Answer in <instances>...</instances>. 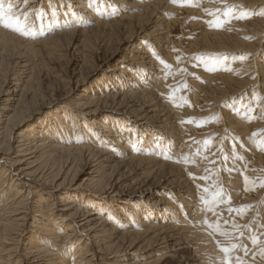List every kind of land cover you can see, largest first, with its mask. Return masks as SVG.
<instances>
[{"label":"bare ground","instance_id":"1","mask_svg":"<svg viewBox=\"0 0 264 264\" xmlns=\"http://www.w3.org/2000/svg\"><path fill=\"white\" fill-rule=\"evenodd\" d=\"M49 1L28 8L27 0H3L0 264H215L200 229L202 201L177 161L186 133L161 99V77H142L155 62L154 48L143 44L166 52L157 6ZM263 27L259 21L249 32ZM223 37L215 36L219 48L240 45ZM67 54L74 59L68 89L41 87L39 57ZM238 82L227 80L226 89L245 87Z\"/></svg>","mask_w":264,"mask_h":264},{"label":"rangeland","instance_id":"2","mask_svg":"<svg viewBox=\"0 0 264 264\" xmlns=\"http://www.w3.org/2000/svg\"><path fill=\"white\" fill-rule=\"evenodd\" d=\"M30 2L27 0L26 7H31ZM160 2L147 0L144 10L157 6L154 17L162 27L159 35L165 38L162 47L166 52L157 51L158 44L154 42L143 44V48L150 45L154 48L151 54L155 62L153 72L143 71L142 77L145 80L148 76L161 77L164 88L161 99L177 114L178 123L188 137L183 151L185 147L186 150L177 161L179 165L183 163L184 170L190 169L186 178L202 201L200 229L205 227L214 254L218 255L215 264H225L226 260L230 264H264V27L257 36L249 32L256 23L264 21L261 14L264 0ZM228 10H233L236 16L248 12V18L225 15ZM215 36L236 39L240 45L236 47L231 40L228 48H219ZM38 60L41 87L56 84L68 89L73 55L67 54L55 62L44 56ZM225 80L243 82L245 87L228 90ZM43 116L44 113L40 114L27 125L32 126ZM253 238L257 241L255 245ZM224 247L229 249L227 257L221 251Z\"/></svg>","mask_w":264,"mask_h":264},{"label":"snow or ice","instance_id":"3","mask_svg":"<svg viewBox=\"0 0 264 264\" xmlns=\"http://www.w3.org/2000/svg\"><path fill=\"white\" fill-rule=\"evenodd\" d=\"M173 3L176 2V0H172ZM8 11L10 12L11 11V5H9L8 7ZM261 14H264V13H261ZM225 15H230V16H234L235 18H248V12H241L239 14V16H236V13L233 11V10H228L227 12H225ZM4 5H3V0H0V23L3 22L4 20ZM11 19H16L17 21H19L20 18L18 17H9V20ZM5 27H10L11 25L10 24H5L4 25ZM13 30L15 31H20V29L17 27V28H14ZM218 227V226H217ZM226 234V233H224ZM253 244L255 245L256 244V239L253 238ZM235 247V246H233ZM221 251L225 253V256L227 257L228 253H229V249L227 247H224V248H221ZM225 264H230V261L229 260H226L225 261Z\"/></svg>","mask_w":264,"mask_h":264}]
</instances>
